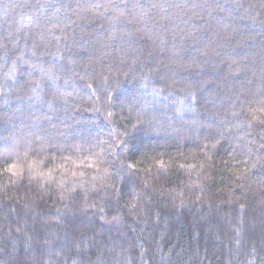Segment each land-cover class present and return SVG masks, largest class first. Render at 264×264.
Returning <instances> with one entry per match:
<instances>
[{
  "label": "trees",
  "instance_id": "trees-1",
  "mask_svg": "<svg viewBox=\"0 0 264 264\" xmlns=\"http://www.w3.org/2000/svg\"><path fill=\"white\" fill-rule=\"evenodd\" d=\"M79 2L127 6L140 23L128 17L120 34L131 31L133 38L108 39L111 13L103 7L78 19L63 7H75L77 0H0V153L21 130L43 136L51 149L45 155L55 156V164L62 163L61 155H73V146L108 140L113 124L106 118L103 78L109 77L107 110L116 130L129 133L120 159L127 157L136 170H123L106 191L71 199H61L55 184L42 191L27 176L13 184L8 174L0 175V248L6 250L0 260L35 264L43 239L49 241L45 253L70 258L87 245L81 264H246L253 246L264 257V140L258 138L264 130L244 126L242 111L264 84V14L253 20L245 12L251 3L259 8L260 0H217L224 11L175 20V30L150 6L186 0ZM164 26L170 31L162 43ZM174 43L186 67L170 64ZM34 47L45 68L56 66L59 79H45L39 98L29 99V82L41 77L30 67ZM237 65L243 70L236 71ZM190 92L191 103L185 99ZM181 99L188 107L177 112ZM138 116L144 123L134 129ZM18 151L22 155L23 148ZM6 159L16 157L0 154V166ZM188 164L197 168L189 171ZM26 236L32 237L27 246Z\"/></svg>",
  "mask_w": 264,
  "mask_h": 264
},
{
  "label": "snow or ice",
  "instance_id": "snow-or-ice-1",
  "mask_svg": "<svg viewBox=\"0 0 264 264\" xmlns=\"http://www.w3.org/2000/svg\"><path fill=\"white\" fill-rule=\"evenodd\" d=\"M63 7L66 9L71 8L72 15L76 16L78 19H83L84 15L89 13L95 15L96 9L100 7L110 11L111 15L107 21L111 28L108 36L109 40L117 38L124 39L125 37L131 40L133 38V33L131 31L123 30V35L120 34L122 31V22L128 17H132V22L135 24L140 23V21L136 20L132 15V10L128 9L127 6L121 8L119 5L106 3L104 5L85 7L79 2V0H77L75 7H71L70 5H64ZM135 7H142V5H134V8ZM150 7L152 10H157L159 21H168L172 24V30L179 28V24H176L174 22L175 20H179L181 23H187V21L184 20V17H188L189 19L192 17H199L202 19L203 17L201 14L206 9L224 11V6L218 3L217 0H209V2L205 4L195 3L192 2V0H186L185 3H153ZM169 10H171V12H169ZM245 12L251 19L256 20L259 16L264 14V0H260L259 8H257L255 3H251L249 7L245 9ZM144 14L148 15V12H145ZM159 21L154 22L158 23ZM70 23L74 25L75 21H71ZM53 27H59V25H53ZM136 31H140V29L136 28ZM169 31L170 29L167 26L162 28V35L159 37L162 43ZM184 36H191V32L184 33ZM63 38L67 39L66 33ZM183 38L184 37L182 36L181 39ZM56 39L57 42H59L61 38L57 37ZM149 39H151V37H149ZM173 39L175 40V36H173ZM182 51L183 50L178 48L175 43L173 44L170 56V64L172 66L186 67L184 64L185 58L181 55ZM58 54L59 53H55V55ZM32 57L35 59L30 63V67L33 69L38 68L41 72V77L38 80L29 82L27 92V97L29 99L39 98V91L41 90V85L45 79L53 82L59 79L56 66L45 68L44 64L40 62V55L35 47L32 51ZM192 62H195V57L192 58ZM69 63H75V61H69ZM133 63H135V61H133ZM242 70L243 68L237 65L236 71ZM253 74L255 75V72ZM259 78L264 82V59H262ZM146 86L147 85H145V87ZM89 87H91V84H89ZM103 87V95L106 97L107 102L106 118L113 124V132L110 133L108 140H98L91 148H84L82 145L73 146L71 152L77 158L73 159V155H61L60 159L62 163L55 164V156L45 155L46 152L51 150L45 138L36 131L24 135L23 130H21L20 138L13 136L9 146L0 153L8 158H11L13 155L16 157V159H11L10 161L8 159L5 160L3 166H0V175L5 173L8 174L10 182L13 184L18 183L27 176L29 184L35 182L37 187L42 191H47L52 184H55L60 192L61 199H71L73 194H79L81 192L87 196L88 193L98 194L102 190L106 191L112 186V182L121 176L123 170L127 169L129 172L135 171V165L126 162L127 157L120 159L127 147L129 133L126 128L123 131L116 130L115 122L113 121L114 113L107 110L110 109L112 105V93L108 91L109 77L103 78ZM0 91H3V89H0ZM161 92V89H153V94L155 95H160ZM194 98V94L190 92L185 99L191 103ZM54 99L55 97H53V100ZM99 99L100 97H97V100ZM185 99L178 101L179 106L176 109L177 112L188 107V104L185 103ZM53 100L48 101L49 105L53 103ZM93 110L99 111L97 108H94ZM242 111L246 113V124L244 126H257L264 130V84H262V87L257 91L254 98L248 101L247 106H242ZM137 119L138 124L133 125L134 129L142 126L144 123L140 116H138ZM155 120L156 117L153 116L152 120L148 121V124L151 125ZM258 138L264 140V136ZM216 143H219V141ZM205 147H207V145H205ZM215 147L216 144H212V148ZM262 147H264V145H262ZM20 148H23L22 155L18 151ZM113 157L119 160V165L113 162L111 159ZM156 163L160 167L164 166L163 160H157ZM181 167H184V165H181ZM110 168L113 170L110 171ZM187 168L189 171H192L197 168V165L188 164ZM200 168H203V164L200 165ZM246 171L247 169L239 173L241 178L245 175ZM57 173H59V176L56 175ZM148 186V181L145 179L143 181L144 189L147 190ZM139 199V193L133 195V203L131 204L133 210L137 209ZM240 207L243 209L244 205L241 204ZM101 218L103 219V217ZM115 218L116 217H113V219ZM16 231L19 233L20 229L17 228ZM8 235L11 236L10 231ZM25 240L26 246L30 245L32 237L26 236ZM12 247L15 249V242H13ZM48 248L49 241L43 239L42 243L37 246L34 253L33 259L35 264H68L69 259H71V264H81L80 253L83 251H90L88 246L84 245L83 248L76 249L75 257L70 258L51 250L45 253L44 249ZM5 251V249L0 248V253H5ZM98 254H102V252ZM140 255L143 256L144 253L141 252ZM249 256L250 258L247 260L246 264H264V257L256 255L255 246L251 249ZM0 264H12V261L11 259L7 261L0 260Z\"/></svg>",
  "mask_w": 264,
  "mask_h": 264
}]
</instances>
